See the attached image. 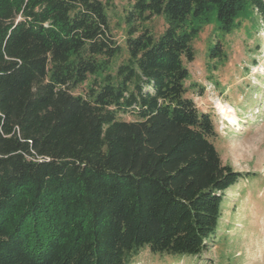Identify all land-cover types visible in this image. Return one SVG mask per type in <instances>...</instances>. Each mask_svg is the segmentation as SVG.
Wrapping results in <instances>:
<instances>
[{"label":"trees","instance_id":"1","mask_svg":"<svg viewBox=\"0 0 264 264\" xmlns=\"http://www.w3.org/2000/svg\"><path fill=\"white\" fill-rule=\"evenodd\" d=\"M127 1L122 46L112 0H0V264L199 257L228 193L254 179L222 163L187 64L212 20L250 35L264 0ZM155 16L160 36L140 28ZM207 56L222 60V42Z\"/></svg>","mask_w":264,"mask_h":264},{"label":"rangeland","instance_id":"2","mask_svg":"<svg viewBox=\"0 0 264 264\" xmlns=\"http://www.w3.org/2000/svg\"><path fill=\"white\" fill-rule=\"evenodd\" d=\"M132 3L112 0L108 9L113 34L122 46ZM247 23L243 22L244 27ZM140 25L155 36L168 26L162 16ZM217 27L212 20L193 42L197 56L187 64L191 75L187 96L201 111L212 115L218 133L215 146L222 163L254 179L245 180L228 193L220 230L201 256L176 258L153 255L145 249L132 264H264V20L250 35L241 31L223 38ZM218 41L226 56L211 61L208 49ZM125 57L124 53L114 60L113 70ZM194 83L200 86L194 87ZM85 87L76 93H83ZM223 108L231 118L223 114Z\"/></svg>","mask_w":264,"mask_h":264},{"label":"bare ground","instance_id":"3","mask_svg":"<svg viewBox=\"0 0 264 264\" xmlns=\"http://www.w3.org/2000/svg\"><path fill=\"white\" fill-rule=\"evenodd\" d=\"M223 114H225V115H228L229 114V112L227 111V109L223 108ZM228 117L231 118V116H229V115H228Z\"/></svg>","mask_w":264,"mask_h":264}]
</instances>
